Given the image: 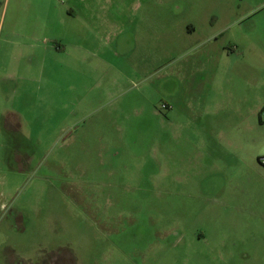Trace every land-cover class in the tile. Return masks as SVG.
Listing matches in <instances>:
<instances>
[{"label": "rangeland", "instance_id": "rangeland-1", "mask_svg": "<svg viewBox=\"0 0 264 264\" xmlns=\"http://www.w3.org/2000/svg\"><path fill=\"white\" fill-rule=\"evenodd\" d=\"M225 2L0 0V53L10 20L54 50L41 106L0 97V264H264V209L240 165H197L180 102L181 31Z\"/></svg>", "mask_w": 264, "mask_h": 264}, {"label": "crops", "instance_id": "crops-1", "mask_svg": "<svg viewBox=\"0 0 264 264\" xmlns=\"http://www.w3.org/2000/svg\"><path fill=\"white\" fill-rule=\"evenodd\" d=\"M203 7L204 16L187 23L180 34V102L187 107L183 121L198 139L197 165H240L232 176L238 184H246L251 194L237 198L254 215L255 209H264V167L258 164L264 156V122L259 119L264 107V0H227ZM69 13L75 16L76 10ZM38 25L11 20L7 24L0 53L5 76L0 97L7 101L30 100L37 106L46 101L45 58L40 57L41 52L43 57L54 50L37 45ZM4 26L5 17L0 20V38ZM12 58L27 65L12 70L7 67ZM17 71L26 74V81L10 85L7 79ZM175 72L173 68L171 77ZM166 115L168 120L179 119L177 113Z\"/></svg>", "mask_w": 264, "mask_h": 264}, {"label": "built area", "instance_id": "built-area-1", "mask_svg": "<svg viewBox=\"0 0 264 264\" xmlns=\"http://www.w3.org/2000/svg\"><path fill=\"white\" fill-rule=\"evenodd\" d=\"M162 108L167 110V109H171V106L168 105V104H163V105H162ZM259 119H260V121L264 122V107H263V108L261 109V111H260ZM258 164H259L260 166L264 167V156H263V157H260V158L258 159Z\"/></svg>", "mask_w": 264, "mask_h": 264}]
</instances>
